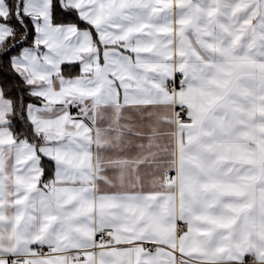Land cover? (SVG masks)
Segmentation results:
<instances>
[{"label":"snow or ice","instance_id":"snow-or-ice-1","mask_svg":"<svg viewBox=\"0 0 264 264\" xmlns=\"http://www.w3.org/2000/svg\"><path fill=\"white\" fill-rule=\"evenodd\" d=\"M0 264H264V0H0Z\"/></svg>","mask_w":264,"mask_h":264}]
</instances>
